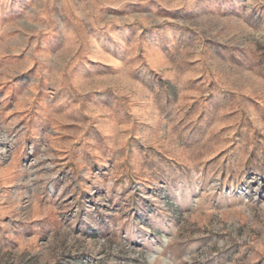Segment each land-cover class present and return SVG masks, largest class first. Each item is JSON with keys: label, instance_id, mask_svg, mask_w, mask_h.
<instances>
[{"label": "rangeland", "instance_id": "rangeland-1", "mask_svg": "<svg viewBox=\"0 0 264 264\" xmlns=\"http://www.w3.org/2000/svg\"><path fill=\"white\" fill-rule=\"evenodd\" d=\"M0 264H264V0H0Z\"/></svg>", "mask_w": 264, "mask_h": 264}]
</instances>
